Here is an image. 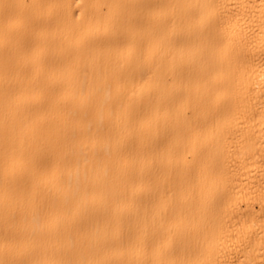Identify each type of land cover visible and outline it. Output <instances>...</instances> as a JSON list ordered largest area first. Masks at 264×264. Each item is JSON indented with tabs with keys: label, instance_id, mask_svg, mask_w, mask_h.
<instances>
[{
	"label": "bare ground",
	"instance_id": "6f19581e",
	"mask_svg": "<svg viewBox=\"0 0 264 264\" xmlns=\"http://www.w3.org/2000/svg\"><path fill=\"white\" fill-rule=\"evenodd\" d=\"M0 264H264V0H0Z\"/></svg>",
	"mask_w": 264,
	"mask_h": 264
}]
</instances>
